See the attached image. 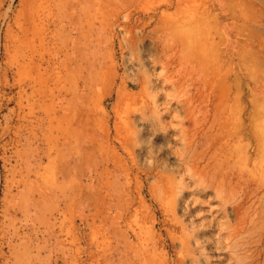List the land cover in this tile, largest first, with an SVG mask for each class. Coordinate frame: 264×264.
Here are the masks:
<instances>
[{"label":"rangeland","instance_id":"obj_1","mask_svg":"<svg viewBox=\"0 0 264 264\" xmlns=\"http://www.w3.org/2000/svg\"><path fill=\"white\" fill-rule=\"evenodd\" d=\"M0 264H264V0H0Z\"/></svg>","mask_w":264,"mask_h":264}]
</instances>
